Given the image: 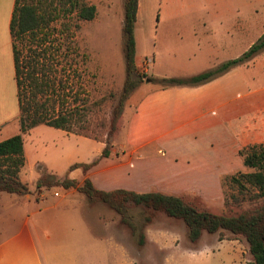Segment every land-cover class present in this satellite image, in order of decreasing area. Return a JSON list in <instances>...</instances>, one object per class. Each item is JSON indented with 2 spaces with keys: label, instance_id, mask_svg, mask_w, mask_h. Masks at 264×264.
<instances>
[{
  "label": "crops",
  "instance_id": "crops-1",
  "mask_svg": "<svg viewBox=\"0 0 264 264\" xmlns=\"http://www.w3.org/2000/svg\"><path fill=\"white\" fill-rule=\"evenodd\" d=\"M15 1L0 0V143L19 132V128L18 131L13 129L16 125L19 127L20 112L10 31ZM227 1L189 0V8L185 12H165V23L159 27L164 33L163 37H159L160 48H147L145 51L138 48V12L135 27L138 70L153 80L184 79L214 70L227 61L241 57L263 36L264 26L259 27L254 39L250 37L243 45L242 40L230 39L233 29L240 26L241 22L237 20L236 25L220 32L226 38L224 43L216 41L215 26L210 22L219 18L224 20V16L202 13L199 6H229ZM221 11L233 12L229 7ZM241 27L244 28L240 29L243 31L241 37L245 41L250 30ZM128 105L133 111L123 140L114 144L110 157L101 158L105 143L59 130L63 136L74 139L73 144H67L65 165L69 169L68 178L79 186L88 179L97 190L103 192L124 190L137 194L192 195L199 197L206 208L215 213V208L224 206L223 180L247 171L241 150L255 143H264V52L199 85L165 88L147 80L132 94ZM24 141L25 168L21 181L29 185L24 177L31 175L33 168L42 162L39 159L31 161L25 137ZM75 154L82 157L74 159ZM96 160L97 164L87 172L81 168L70 171L75 164H91ZM49 169L54 170L53 167ZM70 192L78 191L70 189ZM74 208L69 204L47 207L45 211L51 212V216L46 217L45 211L35 216L42 217L38 219L42 226L61 222V225H68L73 237H85L86 248L77 252L87 261L141 264L143 260L150 264L155 259L154 249L163 254L164 262L166 253L173 248L185 251L190 256L201 252L197 247H183L180 233L170 225L158 229L153 227L155 215L146 227L144 244L138 251L133 244L141 245L142 239L140 233L135 231L133 234L132 227H141L125 224L123 217L109 208L116 214L111 218L118 217L119 220L108 221L101 214L95 217L97 220L94 223L85 219L84 213L81 218V210L77 214ZM86 209L92 210L89 205ZM85 216L87 218L88 215ZM81 223L88 229L86 232L84 230L83 236H79L83 228ZM126 226L130 229V235L124 229ZM95 227L99 229L95 231ZM39 230L36 243L24 242L29 247L28 252L35 254L36 258L43 256L41 251L50 255V249L44 250L43 245L52 244L53 238H58L53 225L48 233L42 227ZM20 245L21 242L14 245L16 252L24 255ZM4 252L0 250V260L8 256V248H4Z\"/></svg>",
  "mask_w": 264,
  "mask_h": 264
},
{
  "label": "rangeland",
  "instance_id": "rangeland-1",
  "mask_svg": "<svg viewBox=\"0 0 264 264\" xmlns=\"http://www.w3.org/2000/svg\"><path fill=\"white\" fill-rule=\"evenodd\" d=\"M77 1L94 5L97 8L95 19L92 21H78L70 16L53 23L50 29L45 30L44 33L49 34V37L43 47L38 48V53L43 54L39 60L40 68L44 66L51 69L50 77L54 82V91L51 94L56 101L55 114L60 111L72 112L75 106L82 108V122L76 125L75 130L84 132L89 136H98L105 143L113 111L122 94L126 78L122 38L125 0ZM187 1L189 0H139L138 48H142L144 51L147 48H160L159 37H163L164 33L159 27H163L165 23V21L163 22V18L165 19L164 13L185 12L189 8ZM227 3L230 5L215 4L210 7L203 5L199 6V9L202 13H215V15L224 16V20L219 18L210 22L215 26V33H217L215 34V40H219V43L222 44L226 38L222 37L223 34L220 32H225L233 24L236 25L237 20L240 21V26L235 27V30L233 29L234 33H232L230 39L242 40L243 45H245L250 37L252 39L256 37L259 27L264 26V0H229ZM228 7L232 8V14L221 11V9L225 10ZM241 26L250 30L246 39H244L245 41L241 37L243 31L240 29H244ZM16 45L24 64L25 60L30 57V41L20 42L17 40ZM44 50H47L46 55H44ZM75 99L78 100L77 103H75ZM62 101L65 102L64 109L61 105ZM128 103L129 99L117 125V131L113 134V144H119L123 140L127 123L133 111ZM18 128L17 125L13 127L17 131ZM62 134L58 129L41 125L28 135H24L30 148L31 161L35 159L38 161L39 159L42 163L39 164L40 167L33 168L31 175L24 177V180L29 183V197H27L28 194L0 193V250L4 252V248H8V256L2 257L0 264L102 263L94 260H88V262L84 256L80 255L79 252L86 248L85 237L77 239V237L70 235L67 224L61 225L60 222L50 224L51 226L45 224L42 226L38 220L42 217L36 218L35 216L41 211L44 212L47 207L69 204L70 207H76L74 209L77 214L81 210V218L84 213L85 219L94 223L97 220L95 217L101 214L108 221L118 219V217L111 218V216L116 217V214L107 209H111L108 205L99 201L90 202L83 193L70 192L62 186L37 189L36 184L40 179L38 177L43 174L54 175L59 180L68 178L69 169L65 165L68 157L67 144H73L74 139H69ZM79 157L82 156L74 155V159ZM49 167H53L54 170L51 171ZM246 172H249V170L247 169ZM238 173L234 175L236 176ZM226 180L222 182L225 200L233 192L232 187L226 183ZM88 205L92 210L88 211L86 209ZM248 207H250L249 203L243 205V209ZM126 210L125 215L122 216L125 224L141 227L136 229V232L144 234L146 227H148L146 217L150 216L149 212L151 211L133 206H126ZM238 211H240V208L227 206L226 201H224V206L221 209L215 208L216 214L233 215ZM45 214L46 217L51 216V212L45 211ZM86 214L88 215L87 218ZM176 221L164 214L157 213L153 221V227L158 229L170 225L172 229H176L180 233L183 247L187 249L194 248L188 239V230L185 224ZM52 225L56 229L58 238H53L52 244L43 245L44 250L50 249L49 253L51 254H43L44 252L41 251L43 256L36 258L35 254L31 255L28 252L29 247L24 242L36 243L39 239L37 232L40 231L39 227H42L44 232L48 233L51 231ZM81 225L84 229H81L82 232L79 236H83L84 230L85 232L88 230L83 223ZM98 229V227L94 228L95 231ZM124 229L127 235L131 234L128 227ZM223 238L221 240L219 234L209 235L204 233L203 238L196 246L197 248L195 247L202 253L190 256L185 251L173 248L166 253L167 259L165 262L162 260L163 254L154 249L156 260L154 259L150 264H252L249 248L244 239H234L229 233H224ZM19 242H21L19 248L25 257L21 252H16L14 245ZM133 246L138 251L143 247L142 245L138 246L137 243H134ZM52 251L55 252L52 253ZM66 252L67 254H65ZM141 264H146V262L141 260Z\"/></svg>",
  "mask_w": 264,
  "mask_h": 264
},
{
  "label": "trees",
  "instance_id": "trees-1",
  "mask_svg": "<svg viewBox=\"0 0 264 264\" xmlns=\"http://www.w3.org/2000/svg\"><path fill=\"white\" fill-rule=\"evenodd\" d=\"M138 12L139 0L124 1L122 38L126 78L122 94L113 111L101 158L110 157L112 154L114 149L112 137L117 131V125L124 112L126 102L137 88L149 79L148 76L139 72L136 64L135 27ZM96 13L97 8L94 5H87L77 0L15 1L10 31L19 100L20 132L0 143V193L28 194L29 185L21 181V173L25 168L24 135L38 126L45 125L103 142L98 136H89L75 130L76 125L82 122V108L75 106L72 112L60 111L55 114L56 101L51 94L54 91V82L50 77L51 69L44 66L40 68L39 60L43 54L38 53V48H42L49 37V34L44 33L45 30L50 29L53 23L70 16L78 21H92L95 19ZM17 40L20 42L30 41V57L25 60L24 64L21 60V53L17 51ZM43 52L46 55L47 50ZM262 52H264V34L241 57L227 61L214 70L184 79L153 80L150 78L149 80L165 88L199 85L223 75ZM77 102L78 100L75 99V103ZM64 103V101L61 103L63 109ZM240 154L244 166L249 172H240L236 176L226 178V183L233 189V192L226 197V205L240 208V211L233 215L211 212L199 197L192 195L137 194L124 190L103 192L97 190L88 179L79 186L77 182L69 178L59 180L54 175L43 174L36 186L38 190L52 186H62L66 190L75 189L86 195L90 202H102L121 216L125 215L126 206L141 207L146 211H151L150 216L146 217L147 223L157 213L164 214L169 218L182 221L186 225L188 239L194 247L199 244L204 233L219 234L221 240L224 239V233H229L234 239L242 238L246 241L252 264H264V143L247 146L241 150ZM97 162L98 160L91 164H75L70 168V171L81 168L87 172ZM245 203H249L250 207L243 209ZM132 228L133 234H135L136 228ZM140 236L142 239L140 244L143 245L145 235L142 233Z\"/></svg>",
  "mask_w": 264,
  "mask_h": 264
},
{
  "label": "built area",
  "instance_id": "built-area-1",
  "mask_svg": "<svg viewBox=\"0 0 264 264\" xmlns=\"http://www.w3.org/2000/svg\"><path fill=\"white\" fill-rule=\"evenodd\" d=\"M146 62L149 63L148 60H147ZM144 67H145V66H144ZM144 67H143V68H144ZM139 72H140L141 74H145V73H144L143 71H141V70H139Z\"/></svg>",
  "mask_w": 264,
  "mask_h": 264
}]
</instances>
